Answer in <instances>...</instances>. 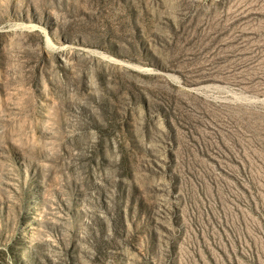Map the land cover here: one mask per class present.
Instances as JSON below:
<instances>
[{
    "label": "rangeland",
    "instance_id": "1",
    "mask_svg": "<svg viewBox=\"0 0 264 264\" xmlns=\"http://www.w3.org/2000/svg\"><path fill=\"white\" fill-rule=\"evenodd\" d=\"M0 264H264V0H0Z\"/></svg>",
    "mask_w": 264,
    "mask_h": 264
}]
</instances>
